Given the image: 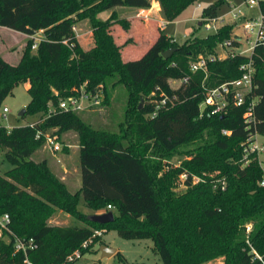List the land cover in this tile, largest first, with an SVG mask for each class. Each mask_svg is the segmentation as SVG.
Here are the masks:
<instances>
[{
    "label": "trees",
    "instance_id": "16d2710c",
    "mask_svg": "<svg viewBox=\"0 0 264 264\" xmlns=\"http://www.w3.org/2000/svg\"><path fill=\"white\" fill-rule=\"evenodd\" d=\"M156 1L162 18L173 22L198 0ZM226 3H211L203 9V18H218ZM151 4V0H0V27L27 36L44 32L36 50L28 40L18 64L0 56V109L16 85L28 82L31 102L24 117H38L33 126H0V147L13 165L0 175V215H10V228L17 237L32 238L38 244L28 254L34 264H75L78 260L66 263L68 256L81 249L83 257L108 231L124 239L151 240L164 264H204L220 257L224 264H264V186L260 185L264 172L254 155L244 166L243 146L251 134L264 137V45L253 55L252 96L258 98L254 123L245 119L248 104L230 103L221 113H213L210 107L201 112L205 92L239 79L248 58L236 55L210 62L207 76L192 72L191 62L199 55L216 53L220 44L232 39L234 24L226 23L183 45L160 28L138 59L117 63L118 54L104 45L99 33L106 24L95 16L117 7L148 9ZM259 6L264 14V0ZM74 17L91 19L92 33L77 36ZM169 49L176 51L165 59L163 53ZM186 77L188 82L172 87L171 81ZM110 78L125 86L129 95L119 131L94 129L82 117L86 111L59 108L60 101L77 94L82 85L92 93L102 89L101 105L106 104ZM162 93L174 104L151 117ZM39 130H53L57 138L68 131L80 134L82 187L78 192L68 190L47 159L33 158L44 145V139L37 137ZM205 132L209 140L194 151L191 160L159 174L162 163L152 159L153 151L173 153L203 138ZM184 173L188 190L176 194L174 177ZM193 176L202 181L193 184ZM82 203L93 210L112 211L114 221L92 222L79 214ZM58 209L79 216L86 225H51L49 219ZM249 223L254 225L251 234L246 231ZM95 231L103 234L94 236ZM8 236L10 242L0 243V264H24V255L15 253L14 236ZM87 241L91 242L82 248ZM116 256L126 262L122 253Z\"/></svg>",
    "mask_w": 264,
    "mask_h": 264
},
{
    "label": "rangeland",
    "instance_id": "374dc122",
    "mask_svg": "<svg viewBox=\"0 0 264 264\" xmlns=\"http://www.w3.org/2000/svg\"><path fill=\"white\" fill-rule=\"evenodd\" d=\"M215 1L216 0H198L195 4L185 9L175 21L168 22L163 29L165 35L173 38L178 45H183L187 40L195 36L206 37L214 33L216 27L219 28L230 22L234 24L233 36H235V34L240 35L243 41V48L247 49L251 45L250 43L255 40V36L252 35L249 38V34L245 31L244 25L246 20L256 19L260 16L259 1L263 0H257V4L253 7L245 5L244 0H228L231 3L230 5H242L241 10L243 15L238 20H233L231 16H226V23L221 21L213 22L203 18V9ZM151 2V7L148 9L117 7L112 10L98 13L95 16V20L106 24L99 28V33L104 45H106L111 52L115 51V53L118 54V57H116L117 63L124 64L128 58L138 59V57H140L138 50H144L149 44L150 38H145L143 30L140 31V29H136V26L132 22L134 20H131L134 13H137V16L140 14L148 16L151 20V24H149L147 28L153 31V34L156 33L157 29L160 30L161 22L166 21L162 18L160 4L156 0H151ZM230 5L228 3L224 4L219 9V16L226 14L230 9ZM74 18L76 22L73 26V30L77 36L78 34L93 31L94 24L91 19L78 20L77 17ZM142 20L145 21L146 19L143 17ZM137 21L140 23L141 20L138 19ZM36 35L44 38L43 31L38 32ZM28 40L30 39L26 37L25 34L0 27V56L12 65L18 64ZM216 51L221 52L220 47H218ZM115 82L116 78L109 79L108 102L94 111H86V113L82 115L84 120L94 129L119 131V124L125 120L129 108L128 91L125 86L115 84ZM180 84V80L171 81V85L174 88L179 87ZM28 88V82L16 85L12 93L3 102L0 114L3 108L6 107L9 109V112L6 113V118L0 115L2 126L6 129L25 126L38 120L37 116L28 115L24 117L20 115L22 110L26 109L31 102ZM55 136L57 135L55 134ZM58 139L63 144L64 148L68 149L67 153L65 151L52 153L43 145L35 152L33 158L36 160L47 159L52 171L66 184L68 190L71 193H76L82 187L80 134L76 131L63 132L58 134ZM207 140H209V134L205 132L203 138L195 139L192 143L179 147L173 153L165 150L153 151V153H151L153 156L152 159L155 158L162 163L159 174L163 175L167 172H171L174 168H180L184 162L191 160L194 151ZM260 141H263V138H260ZM5 153L6 151L0 147V175L2 176L13 168V165L6 159ZM185 181L186 180L181 174L174 177L173 191L176 194H183L188 190ZM223 181L224 179L220 182ZM78 211L79 214L87 218H90L92 215L108 212L105 209H90L83 203L78 207ZM114 212L117 214L116 211ZM49 223L56 226L86 225L84 220L79 216L72 215L61 209L55 212L49 219ZM253 228V223L247 224V234H251ZM101 238L102 241L95 244L91 250L75 264H164L160 255L154 252L153 242L151 240L124 239L120 237L116 231H108L104 233ZM101 245H107L117 249L118 252L123 254L126 262H122L120 257L116 255L102 257V252L100 251ZM204 264H224V258L220 257Z\"/></svg>",
    "mask_w": 264,
    "mask_h": 264
},
{
    "label": "built area",
    "instance_id": "2783aa9c",
    "mask_svg": "<svg viewBox=\"0 0 264 264\" xmlns=\"http://www.w3.org/2000/svg\"><path fill=\"white\" fill-rule=\"evenodd\" d=\"M244 4L248 7H253L257 4V0H246ZM242 5L235 6L230 5L229 11L219 16L216 19H207L213 22L221 21L225 22L226 16H231L233 20H238L242 17ZM139 17H146L147 15L140 14ZM245 18V17H243ZM168 22L162 21L160 27L164 29ZM217 27L215 28V32L217 31ZM245 31L249 34V38L254 35L255 40L251 42L250 46L245 49L243 48V41L240 35L235 34L232 39L225 41L223 44H220L219 47L221 52L216 51V53L209 55H199L196 60L191 62L190 68L192 72H203L206 76L208 75V64L210 62H215L217 60H222L227 57H234L236 55L246 56L248 61L241 66V70L243 71L242 76L236 80H229L224 82L220 86L209 89L204 94V101L200 105V110L203 112L204 109L210 107L213 113H221L223 112L227 106L232 103L234 106L242 107L246 104L247 112L245 114V119L248 124L254 123V108L258 101V98L252 96V93L255 88V73L256 68L254 65L253 55L256 48L260 45H264V14H260V16L256 19L246 20L244 25ZM37 34V33H36ZM36 34L28 36L29 39L33 41L32 49L36 50L38 44L44 40V38L37 36ZM64 43H68L65 41ZM225 55V56H223ZM189 78L186 77L183 80H180L181 83L188 82ZM103 100L102 89L98 93H92L85 89V85L80 87V90L77 94L72 95L68 98H65L60 101L59 108L63 111H73V112H82V111H94L98 107L101 106ZM174 104V99L170 98L166 94H161V99L157 106V111L150 116H156L158 114V110L164 107H167ZM9 112L8 108H3L2 113L0 114L3 118H6V113ZM30 125H34L30 123ZM0 126L2 123L0 121ZM251 125H249V128ZM224 134L229 135L230 132L224 130ZM38 138L44 139V145L47 149H49L52 153L62 152L64 146L59 141L57 136H55L53 130L42 131L39 130L37 132ZM260 138H263V141H260ZM244 166H247L252 161V156H255V159L258 161L260 167L264 172V137L260 136L257 133L251 134L248 139L244 142ZM182 177L186 180L188 178V174H182ZM193 184H198L202 181L200 177L193 176ZM261 186H264V177L260 182ZM224 188V186H222ZM110 208V207H109ZM11 217L9 214L0 215V243L2 241L10 242V237L8 235L14 236V246L15 253H22L24 255V264H34L28 257L30 251L38 249V244L34 239H22L17 237L10 228ZM8 234V235H7ZM103 234L102 231H95L94 236H101ZM91 241H87L82 245V248H87L88 244ZM82 258L81 249L76 250L72 254H70L67 258L66 263L75 262Z\"/></svg>",
    "mask_w": 264,
    "mask_h": 264
},
{
    "label": "water",
    "instance_id": "95a60500",
    "mask_svg": "<svg viewBox=\"0 0 264 264\" xmlns=\"http://www.w3.org/2000/svg\"><path fill=\"white\" fill-rule=\"evenodd\" d=\"M176 51V49H169L166 52L163 53V57L165 59L170 58L173 53ZM26 113V109L22 110L20 113L21 116H24ZM114 213L112 211L105 212L103 214H96L92 215L89 219L98 224H108L114 221ZM100 251L102 252V257H111L117 254V249L111 248L107 245H101Z\"/></svg>",
    "mask_w": 264,
    "mask_h": 264
},
{
    "label": "crops",
    "instance_id": "0c3cea01",
    "mask_svg": "<svg viewBox=\"0 0 264 264\" xmlns=\"http://www.w3.org/2000/svg\"><path fill=\"white\" fill-rule=\"evenodd\" d=\"M227 3L230 5L231 3L227 0ZM126 18H128V17H126ZM134 20V21H132L133 23H134V25L136 26V29H140V31L141 30H143V34H144V37L145 38H150V40H149V44L146 46V48H144V50L143 49H139L138 51H139V56L152 44V42H153V40H154V38H155V36H156V33H154L153 34V31H151L150 29H148L147 28V26L149 25V24H151V20H145V21H143L142 20V18H139L138 16H137V13H134L133 15H132V17H131V20ZM138 19H140L141 21H140V23L137 21ZM130 20V21H131ZM136 20V21H135ZM200 25H201V23H200ZM88 33H92V31H90V32H86V33H83V34H78V36L81 38L83 35H85V34H88ZM26 37H28L27 35H26ZM81 43L83 44V42H82V40H81ZM126 51V50H125ZM125 54H126V52H125ZM128 60H130V58H128V59H126V62L128 61Z\"/></svg>",
    "mask_w": 264,
    "mask_h": 264
}]
</instances>
